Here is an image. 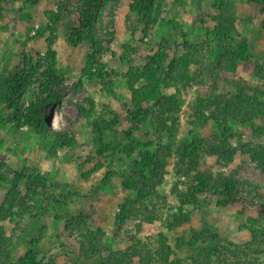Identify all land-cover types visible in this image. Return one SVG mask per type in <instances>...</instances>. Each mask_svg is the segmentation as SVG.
Wrapping results in <instances>:
<instances>
[{
    "label": "rangeland",
    "instance_id": "rangeland-1",
    "mask_svg": "<svg viewBox=\"0 0 264 264\" xmlns=\"http://www.w3.org/2000/svg\"><path fill=\"white\" fill-rule=\"evenodd\" d=\"M84 1L3 0L0 8V93L5 81L17 71L31 70L29 60L37 58L36 50L44 67L47 42L36 40L35 32L51 23L48 13L60 20L62 28L54 50L64 80L49 89L34 77L17 90L13 101L0 97V264L17 262L30 250L38 253L43 264H166L167 256L176 264H226L236 258L264 262V241L253 243V229L242 207L221 206L219 197L210 194L199 195L197 203L182 204L179 197L188 194L197 170L210 172L214 178L223 174L236 182L243 205L251 211L260 210L264 217V165L247 151L252 146H264V134L251 135L252 124L236 120L241 106L229 104L236 98L238 84L264 89V76L249 74L242 66L235 74L223 77L224 82L211 81L209 75L202 88H208L216 103L204 110L205 123L195 124L191 105L201 87L194 84L182 93L184 103L172 114L166 105L160 107L151 100L147 104L151 113L145 121L125 123L116 131L106 132L104 145L96 141L95 124L110 121L115 114L126 115L123 103L131 101L125 78L129 65L122 60L125 53L133 59L132 67L143 69L147 56L155 54L161 44L173 55L178 43L189 41L206 63L212 57L207 35L214 25L211 15L216 0H155L156 6L160 2V10L150 37H144L137 12L132 11L136 0L104 2L95 11V34L103 40L114 30L118 34L111 50L99 53H93L87 43L74 46L70 41L71 30L80 26L77 19H71L70 11ZM232 1L239 30L264 65L260 7L253 0ZM90 54L115 70L111 93L99 79H86L76 87ZM161 89L167 96L176 94L173 86L163 85ZM45 98L49 99L43 106L47 124L57 130L73 128V147L55 149L53 139L44 141L34 128L19 119L10 120L15 113L20 114L16 106L26 113ZM89 100L95 102L92 116L75 119L78 104L91 108ZM163 113L172 127L166 133L160 117ZM218 115L228 120L236 134L231 138L238 148L235 157L227 161L204 157L198 168L180 161L174 151L192 140L191 131L201 137H217L219 130L213 118ZM167 141L172 144V153L158 176L143 180V184H151L148 192L142 196L126 189L124 183L132 178L134 161L145 144ZM108 145L116 151H110ZM10 188L16 189L15 197L9 195ZM123 205L133 209L121 221ZM182 213L188 223L182 220ZM260 226H264V218L256 228ZM87 234L93 244L85 243ZM82 240L88 247H83L85 250ZM206 250L210 252L207 257Z\"/></svg>",
    "mask_w": 264,
    "mask_h": 264
},
{
    "label": "trees",
    "instance_id": "trees-1",
    "mask_svg": "<svg viewBox=\"0 0 264 264\" xmlns=\"http://www.w3.org/2000/svg\"><path fill=\"white\" fill-rule=\"evenodd\" d=\"M36 2V0H34ZM111 0H85L82 6L77 7L70 13L72 14V20L79 22L80 26H77L71 30L69 35L70 41L74 46H79L87 43L92 49L93 53L106 52L111 50V45L117 39V30L110 33L107 40L100 39L96 36L95 32V11L104 2ZM118 1V0H114ZM177 3L184 2L185 0H174ZM256 2L260 9V13L263 19V32H264V0H253ZM3 0H0V8ZM155 0H136L131 4L132 11H136L139 21L143 26L144 37L151 36V29L155 26L157 16L159 15L160 2L158 6L155 4ZM212 7L214 9L211 20L214 23L212 28H208V39L212 43L210 59L203 63L197 56V46L191 44L189 41H183L176 45V53L171 54L168 51V47L161 44L158 51L155 54L147 56L146 64L143 69H135L132 67L133 59L128 53L122 57V60L129 65V70L126 72V80L128 91L131 94V101L123 103V109L126 115H117L107 122H97V136L96 141L100 144H105L106 132L116 131L118 127H122L125 123L136 125L147 119L151 113L150 107L147 105L149 101L153 100L155 104L160 107L167 106L166 110L168 114H172L176 108L181 107L184 100L181 99V95L192 85H199L198 95L191 105V109L195 114L197 120L195 124L205 123L204 110L211 108L216 103L212 96L209 95L208 88H202L207 85V78L209 75L213 77L211 81L215 79L216 82L221 80L224 82L225 78L229 75H233L237 72L238 67L242 66L243 70L249 74L257 76H264V65L261 64L254 56V53L248 43L243 37L237 24V8L232 0H216L213 2ZM47 17L50 24L46 27L40 28L35 32V39H46V63L43 66L39 64L40 52L37 51V58L32 57L29 61L31 64V70L29 72L17 71L15 75H12L10 79L5 81L3 90L0 93V97L7 101H13L16 96V92L19 88H23L24 85L30 80L36 77L35 82L40 85H46L50 87L61 84L63 80L62 70L59 67V59L57 52L54 50L55 41L58 38V33L62 30L59 25L60 20L52 18L48 13ZM172 21L168 22V24ZM144 43V38L141 39ZM176 44V43H175ZM128 52V51H127ZM97 64L98 66H94ZM115 70L111 69L108 65L98 62L94 54L89 55L87 65L83 69L82 77L79 82L76 83V87H81L86 79L94 80L99 79L104 86V89L111 93L113 90V76ZM208 74V75H207ZM173 86L176 89V94L167 96L161 87ZM239 90L235 100L229 102L230 105H240L238 109L239 115L236 120L241 124L249 122L252 124L249 129V133L264 134V89H251L246 85L238 84ZM254 91V92H253ZM250 92H253L250 94ZM49 99H42L37 104H34L28 109V112L21 113V106H16L15 113L11 116L10 120L19 119L31 128H34L36 133L40 135L44 141L54 140L55 149H61L65 147H73L76 143L75 133L73 128L68 131L57 130L47 124V120L43 113V106L46 105ZM91 102V108H85L82 104H78L79 113L75 119H81V117L92 116L95 102ZM180 101V102H179ZM240 102V103H238ZM180 110V109H179ZM177 113V112H175ZM164 114H161V120L163 130L165 133L168 129L172 128L168 126V121L163 119ZM219 130L217 137L208 135L201 137L195 131L193 133L192 140L187 141L181 145L180 148L175 150L176 156L180 161L189 163L191 166L198 168L201 164V160L204 157H215L222 160H232L237 154L238 148L233 146L231 138L235 137L233 128L229 125L228 120L220 115L213 118ZM174 135L171 134L170 137ZM169 140V139H168ZM172 144L167 143H154L149 142L145 144V149L140 153L139 158L134 162L135 170L132 178L128 182L124 183V186L128 190H135L139 195L144 196L151 184H143V180H152L158 176V172L162 171V167L167 161V157L171 155ZM121 148V145H119ZM110 151H116V148L108 145ZM252 158L264 165V146L256 145L247 149ZM130 154V152L128 153ZM18 180V179H17ZM35 180V179H34ZM17 184V182H16ZM16 189L10 188L9 195L15 197ZM201 194H210L212 196L219 197L218 203L225 207H242V209L248 213L247 220L250 224V228L253 234V243L264 241V226L256 228L257 224H260L263 219L262 212L260 210L251 211L248 207L243 205L241 199L238 196V187L236 182L229 176L219 174L218 178H214L210 172L199 171L194 177V184L187 195L180 194L182 204L185 203H197L198 196ZM224 197V198H223ZM132 207L130 205H123L120 210V220L124 221L131 215ZM249 211V212H248ZM1 214L3 211L0 210ZM185 218V219H184ZM182 220L186 221L185 215L182 213ZM261 230V231H260ZM95 235V232L92 233ZM84 239L85 243L90 245L94 243V240L90 235H86ZM83 240L81 241V243ZM82 243V250L88 248ZM262 243V242H261ZM84 247V248H83ZM210 255L209 251L204 252V256ZM240 259V258H236ZM235 259V260H236ZM230 261L226 264H264V262H256L253 260L244 261ZM166 264H176L170 259L169 256L165 259ZM2 264H43L38 257V253L30 250L25 253L17 262L4 261ZM48 264V263H47Z\"/></svg>",
    "mask_w": 264,
    "mask_h": 264
}]
</instances>
